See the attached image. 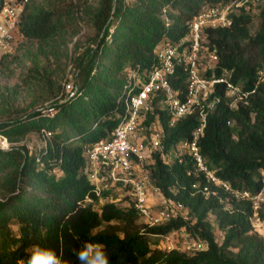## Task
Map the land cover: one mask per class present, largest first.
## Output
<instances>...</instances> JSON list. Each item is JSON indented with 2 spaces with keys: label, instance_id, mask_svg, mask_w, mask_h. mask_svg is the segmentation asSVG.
I'll list each match as a JSON object with an SVG mask.
<instances>
[{
  "label": "trees",
  "instance_id": "obj_1",
  "mask_svg": "<svg viewBox=\"0 0 264 264\" xmlns=\"http://www.w3.org/2000/svg\"><path fill=\"white\" fill-rule=\"evenodd\" d=\"M236 1L28 0L15 49L0 58L1 74L22 51L14 59L23 69L31 64L22 81L34 95L15 116L0 120V135L11 144L10 150H0V264H27L33 245L62 248L68 257L85 241L102 244L112 264H264V237L252 224L255 215L264 222V203L255 208L252 202L236 200L197 174L189 156L166 164L156 154L148 166L153 185L165 199L182 204L188 220L178 217L148 228L139 224L133 207L122 203H106L100 213L84 206L87 197H95L87 151L112 138L126 109L132 72L158 67L156 50L187 38L192 21L205 9ZM261 4L254 35L251 5L232 15L230 28L207 32L219 59L217 74L231 72L233 83L254 93L247 104L231 109L220 89L221 103L209 115L199 143L207 165L221 180L253 195L264 192V0ZM84 22L94 31L85 41L79 37ZM178 77L173 87L185 94L187 77L183 72ZM66 83L76 88L69 99ZM10 98L5 92L0 96L5 114ZM48 109L55 111L53 117L44 115ZM156 118L168 154L180 141L192 140L199 127L197 116L171 126V116L155 104L146 124ZM43 130L52 134L46 148L30 152L22 142H30L33 134L42 140ZM181 229L206 243L207 250L168 252L159 240L153 241Z\"/></svg>",
  "mask_w": 264,
  "mask_h": 264
},
{
  "label": "built area",
  "instance_id": "obj_2",
  "mask_svg": "<svg viewBox=\"0 0 264 264\" xmlns=\"http://www.w3.org/2000/svg\"><path fill=\"white\" fill-rule=\"evenodd\" d=\"M253 0H237L223 6H212L194 18L187 38L175 45L163 46L156 50L158 67L140 74L139 68L130 75V85L125 89L126 109L119 125L109 140H103L87 151L88 179L93 185L94 196L87 197L84 206L101 212L102 206L109 202H121L114 194L123 190L128 201L126 208L133 207L142 223L148 228L167 225L178 217L188 220L185 207L163 197L159 188L151 181L148 166L154 164V155L159 154L166 164L173 159L182 160L189 156L197 174H202L210 183L232 195L238 201H249L259 206L260 194L235 190L221 180L209 168L200 148L209 115L221 103L217 95L225 90L231 109L239 104H247L254 92H245L241 85L231 80V72L224 70L217 74L219 63L217 51L210 47L207 32L230 28L232 15ZM28 0H3L0 9V51L10 53L15 49L17 33L23 20ZM187 77L188 89L185 94L174 89L178 83V73ZM260 75H263L262 73ZM76 94L72 83L65 84L67 99ZM167 112L171 126L186 118L197 116L199 127L192 140L180 141L174 145L170 154L166 152L165 135L159 119L146 124L155 110ZM45 116L53 117L55 111L48 109ZM52 134L42 131V140L24 142L30 152L36 148L44 149ZM11 144L0 135V150L8 151ZM209 194L207 188L204 189ZM114 196V198H113ZM121 197V196H120ZM123 203V202H122ZM124 207V204H123ZM255 231L264 230V222L257 216L252 220ZM159 247L168 252L178 251L187 254L207 250L202 240L187 234L185 229L165 236H155Z\"/></svg>",
  "mask_w": 264,
  "mask_h": 264
},
{
  "label": "rangeland",
  "instance_id": "obj_3",
  "mask_svg": "<svg viewBox=\"0 0 264 264\" xmlns=\"http://www.w3.org/2000/svg\"><path fill=\"white\" fill-rule=\"evenodd\" d=\"M77 0H74V2ZM100 0H92L93 4H97ZM262 0H253L252 2H250L249 4H246L245 7L248 8L249 5H251V16L253 17V23L251 25V32L254 35L256 33V31L259 28L260 25V18H259V14H260V6L262 5ZM250 9V8H249ZM239 10L240 9H235L233 12L234 13H238L239 14ZM81 26V33H80V38L82 40H86L88 38H90L91 36L94 35V31L91 29V27L89 26L88 23L84 22L80 24ZM72 48V47H71ZM4 53L2 51H0V58L2 57ZM22 54L21 50H18V52L16 53L15 56H12L8 63H7V68H2L1 69V74H0V96L1 94H3L5 92L6 97L10 98L9 101V113L5 114L4 113V109L3 107V100L0 99V111L2 110L3 113L1 114L0 112V120H7L8 118L15 116V112L16 111H20V109L25 108L34 98L33 94L29 93V89L28 87H26L25 83H23V77L26 75V66L28 65V67L30 68L31 64H27L25 66V68L23 69L22 65H19L16 60L14 59V57L16 56H20ZM70 70V68H69ZM67 74H69L68 76H72L73 72L72 71H68ZM33 89L36 90V87H34ZM39 89V88H38ZM10 91H18L16 97H14L13 95L8 96V93ZM38 92L39 94V90L36 91V93ZM13 96V97H12ZM36 96V94H35ZM38 136L36 135H30L29 136V140L32 142L33 140H37ZM22 144H24V142H22ZM115 198H119L120 199V203H122V206L124 204V207L127 206L128 201H126V197L124 195L123 190H121V192H117L114 194ZM121 196V197H120ZM261 203H264V192L260 195V199L258 200V204L260 205ZM211 220L213 221L214 218L211 217ZM142 221L139 220V224H141ZM258 234L262 235L264 237V230L260 231H256ZM216 238L219 242H222V234L218 232V230H216L215 232ZM158 239H154L153 241H156ZM160 242V241H159Z\"/></svg>",
  "mask_w": 264,
  "mask_h": 264
},
{
  "label": "clouds",
  "instance_id": "obj_4",
  "mask_svg": "<svg viewBox=\"0 0 264 264\" xmlns=\"http://www.w3.org/2000/svg\"><path fill=\"white\" fill-rule=\"evenodd\" d=\"M27 264H112L110 252L100 243L85 241L65 257L64 250L33 245Z\"/></svg>",
  "mask_w": 264,
  "mask_h": 264
}]
</instances>
